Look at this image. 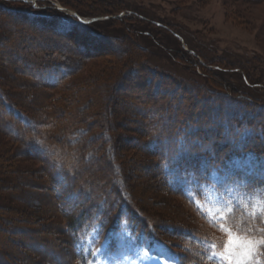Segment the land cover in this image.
Wrapping results in <instances>:
<instances>
[{
  "label": "trees",
  "instance_id": "trees-1",
  "mask_svg": "<svg viewBox=\"0 0 264 264\" xmlns=\"http://www.w3.org/2000/svg\"><path fill=\"white\" fill-rule=\"evenodd\" d=\"M16 5L18 8H14ZM20 5L22 8L25 6L17 1L1 0L0 12L42 28L50 26L49 35L52 36L48 39L34 34L33 44L44 38L59 46L50 52H42L41 57L35 54L34 57L22 58L14 67L13 76L0 71V133L7 138L0 143V158L6 156L16 164L17 167L12 169L15 179L28 188L45 192L48 203L47 200L43 203L41 194L28 196L47 206L57 217V222L50 226L57 235V245L49 248L40 241L36 242V248L51 249L53 264H94L95 255L105 240L115 249H121L122 245H135L147 250L159 248L166 254L169 264H220L213 253L222 254L226 250L228 226L239 235L249 236L247 228L257 230V236L264 235V231H259L264 230L263 216L248 214L234 206L225 221L219 222L200 206L196 198V194L201 195L203 188L211 184L214 175L225 176V170L235 160L253 156L264 163V101L252 100L240 88L214 90L209 86L190 85L153 69L146 62L131 69V79L135 82L144 79L145 86L152 91L151 98L146 97L144 101L145 106L135 107L139 115L124 120L116 116L109 118L98 132H93L97 129L96 123L86 121L87 118L81 122L69 120L65 123L61 117L72 103L71 96L67 102L61 101L65 107L51 105L39 110L32 107L34 104L30 101L20 99L18 102L5 89H28L42 98L78 74L84 61H89L97 49L114 45V42L93 30V26L103 21L84 24L78 17L67 15L70 30L61 32L56 21L61 20L62 14L42 16L22 10ZM123 7L132 9L129 5L123 4ZM116 10L118 7L113 12ZM77 11L80 18L88 20L110 16L87 17L83 11ZM12 41L6 45L0 42L5 50L0 54L10 52ZM89 42L93 50H88ZM66 44L83 48L85 57L76 58L77 53L72 52L73 48H65ZM138 46V53L145 50ZM113 68L111 66L110 72ZM206 72L201 75L224 82L220 72L236 73L239 70L215 67L206 68ZM124 74L125 71L121 79ZM248 76L251 78L247 71L242 74L246 83ZM261 76L262 88L264 71ZM168 80H171L170 84ZM88 83L75 90H87L92 82ZM111 87L114 89L115 86ZM250 88L253 89L252 86ZM153 99L161 101L156 104ZM179 103H182L181 108ZM72 117L76 118L70 113ZM122 136L134 151L142 153L141 163L145 169L151 170L152 184L186 209L188 216L185 221L168 222L134 197L135 181L125 175V170L130 172L132 168L122 155ZM128 157L132 159V156ZM29 161L39 165L41 184L27 180V176L33 174L29 168L25 169ZM252 184V190L256 185L264 188V173L255 177ZM16 186L10 180L0 178V191ZM9 199L13 205L32 208L23 196ZM14 208L0 205V210ZM169 209L180 216L178 211L181 210L175 205ZM4 222L9 223L8 220ZM0 229L4 228L1 226ZM4 231L25 236L31 230L14 227ZM260 260L264 264V257Z\"/></svg>",
  "mask_w": 264,
  "mask_h": 264
},
{
  "label": "rangeland",
  "instance_id": "rangeland-1",
  "mask_svg": "<svg viewBox=\"0 0 264 264\" xmlns=\"http://www.w3.org/2000/svg\"><path fill=\"white\" fill-rule=\"evenodd\" d=\"M12 1L24 4L23 8L21 5L19 8L27 9L33 14L42 16L62 14L61 23L56 21L57 29L61 32L70 30L71 24L67 21L69 18L67 15L79 17L77 9L83 11L82 13L87 17L110 15L94 19V21L103 22L92 28L101 36L110 37L114 45H111L112 47L101 46L97 49L89 61H84L82 70L64 86L45 93L42 98H39L37 92L32 90L14 88L9 91L4 88L18 102L20 99L30 101L34 104L31 106L39 110L51 105L57 107L61 104L60 106H63L61 101L67 102L71 96L73 98L71 108L69 107L61 117L65 123L69 120L75 123L81 122L87 118L86 121L96 123L97 129L93 132H98L109 118L116 116L124 120L139 115L135 107L145 106L146 97L151 98L152 91L151 88L145 86L144 79L136 82L132 80L133 71L131 69L146 62L153 69H158L159 72L180 81H186L190 85L209 86L214 90L240 88L252 100L264 101V86L260 87L263 81L261 73L264 71V0ZM123 4L129 5L132 9L123 7ZM116 7L118 10L113 12ZM14 8H18V5ZM109 19L111 20L107 21ZM81 20L90 21L89 23L82 22L84 24L94 22L88 18H81ZM157 24L164 27H159ZM44 27L34 25L32 22L19 21L13 16L9 18L6 13L0 12V42L6 45L9 40L13 39V47L9 48L10 52L0 54L1 72L13 76L14 67L18 66L17 62L22 58L34 57L35 54L41 57L43 53L50 52L58 46L44 38H40L36 44H33L34 34H41L48 39L52 36L49 35L51 27ZM158 27L159 30H157ZM3 45H0V52L5 51ZM88 45L90 46L87 49L93 50L91 42ZM138 45L144 47L145 50L138 53L136 50ZM67 47L74 49L72 52L77 53L76 58L85 57L83 48H75L66 44L65 48ZM60 49L64 50L63 47ZM96 54L100 55L95 57ZM111 66L114 68L110 72ZM205 67L237 69L241 74L220 72L225 81L211 79L213 82L201 75L207 73ZM243 68L251 75V78L248 76L247 83L242 78V74H245ZM123 71L125 74L121 79ZM118 75L120 77L117 79ZM15 78L17 79V76ZM89 81L93 84L87 86V90H75L76 87H85ZM168 81L170 84L171 80ZM111 85L115 86L114 89ZM32 93L34 95L31 96ZM160 101L161 99H153L156 104ZM181 106L182 103H179L180 108ZM70 113L76 118H70ZM98 120L102 121L97 123ZM6 139L0 133V143ZM125 139L121 137V145L124 148L122 155L126 157H124L126 162L129 161L132 168L130 172L125 170V175L135 181L134 197L139 202H145L153 213L160 214L168 222L185 221L188 216L186 209L181 207L182 205L176 199L165 196L155 184H152L151 170L145 169L144 163H141L142 153L134 151L132 149L134 147L127 145ZM115 146H117L116 143ZM128 155L132 156L131 160ZM27 163L25 169L29 168L33 171V174L27 176V180L41 184L43 180L39 165L33 161ZM16 167V164L10 162L6 156L0 158V178L10 180L12 184L17 185L0 191V205L16 208V210L15 208L0 210V227L4 228L0 229V254H2L0 264H53L50 256L53 251L49 248L57 245L55 238L57 235L53 233L50 226L52 222H57V217L54 213L51 214L52 211L47 209V206L45 207L44 204L28 196V194H41L43 203L47 200L45 192L28 188L19 179H15V171L12 169ZM101 173L98 175L100 176ZM263 173L264 163L253 156L235 160L225 170V176L214 175L211 184L203 188L201 195L196 194L197 201L219 222L225 221V218L232 213L234 206H239L248 214L264 217V188L259 185H256L254 190L251 188L254 178L263 176ZM19 195L31 203V209L11 204L9 198ZM174 205L176 209L181 210L178 211L180 216L169 209ZM6 220L9 223L4 222ZM14 227L31 231L25 236L4 231L5 228ZM228 227L226 230L229 234V241L234 237H240L241 240L247 237L239 235L230 226ZM40 241L49 247L48 251L40 246L35 247L36 242ZM165 255L159 248L147 250L135 245L130 247L122 245L121 249H115L109 241L105 240L95 255L94 264H169ZM221 256H228L227 248L220 256H217L219 262ZM224 264H228L227 260Z\"/></svg>",
  "mask_w": 264,
  "mask_h": 264
},
{
  "label": "snow or ice",
  "instance_id": "snow-or-ice-1",
  "mask_svg": "<svg viewBox=\"0 0 264 264\" xmlns=\"http://www.w3.org/2000/svg\"><path fill=\"white\" fill-rule=\"evenodd\" d=\"M247 231L250 235L243 240L240 237H234L225 245L228 256H221L220 264H224L225 260L228 264H262L260 257H264V235L257 236L255 234L257 230L253 228H247ZM213 255L220 256L216 252Z\"/></svg>",
  "mask_w": 264,
  "mask_h": 264
},
{
  "label": "water",
  "instance_id": "water-1",
  "mask_svg": "<svg viewBox=\"0 0 264 264\" xmlns=\"http://www.w3.org/2000/svg\"><path fill=\"white\" fill-rule=\"evenodd\" d=\"M81 22H87V23H89L90 21H84V20H81Z\"/></svg>",
  "mask_w": 264,
  "mask_h": 264
}]
</instances>
